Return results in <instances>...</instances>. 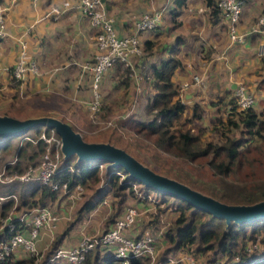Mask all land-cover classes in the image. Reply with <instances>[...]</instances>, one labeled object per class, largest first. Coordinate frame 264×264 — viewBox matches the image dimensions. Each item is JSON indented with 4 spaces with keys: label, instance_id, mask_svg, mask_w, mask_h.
Here are the masks:
<instances>
[{
    "label": "crops",
    "instance_id": "crops-1",
    "mask_svg": "<svg viewBox=\"0 0 264 264\" xmlns=\"http://www.w3.org/2000/svg\"><path fill=\"white\" fill-rule=\"evenodd\" d=\"M0 1L6 24L5 36L0 39V108L5 105H27L32 108L42 106L47 111L43 114L52 112V115L63 119L51 108L52 104H87L92 99L93 91L91 80L81 65L90 60L95 52V29L80 9L79 0ZM243 1L239 31L248 29L252 24L251 20L264 9V0ZM173 2L174 0H104L119 35L131 32L133 24L143 13L158 9L162 5H165V9H171L174 7ZM51 7L59 9L60 14L56 17L48 15ZM164 18L163 25L139 32L138 39L140 44L146 40L155 43L147 59L152 63H159L170 56L171 49L177 44V37L180 38L176 56L181 65L175 69L172 79L179 86V99L186 105V109L190 108L192 111L193 106L198 104L201 119L205 114L208 121L215 118L225 120L226 114L232 113L228 100L235 86L242 83L253 92L254 110L264 113V35L253 33L242 43H230L227 20L220 16L218 22L214 23L206 0H186L178 16L180 23L176 27H173L170 15ZM21 40L26 41L28 54L38 62L40 73L27 75L18 84H14L11 70L18 55V42ZM131 62L136 64L137 58L133 57ZM107 74L102 78L103 87L104 83L113 81V78L107 80ZM194 74L201 78V82L182 89V83L190 81ZM153 94L154 91L149 97ZM148 119L150 118L140 120ZM7 185L0 186L6 187L5 189L18 186L15 183ZM24 186L29 187L27 182H24ZM83 191L80 185V188L73 187L68 193L63 194L60 191L54 199L45 201L44 205L50 208L56 219L49 225H44L36 238V246L43 254L48 250L49 243L75 218L79 207L90 197L81 201ZM14 193H1L0 203L10 199V196L15 198ZM36 195L38 193L34 197ZM112 201V197L105 196L85 212L63 237L60 246L72 247L83 236L102 231L107 217L113 210L118 209ZM128 205L135 206L138 211L143 205L146 209L152 208L148 202L142 203L127 196L118 215ZM14 206L13 203V210L10 211L12 218L27 211L16 210ZM139 215L138 213L137 216ZM137 219L126 230L127 234L138 236L146 230L151 232L149 228H139ZM22 232L24 235L28 234L27 226ZM155 236V240L159 238L158 247H163V235ZM22 250L15 249V256H27ZM176 252L186 253L184 250Z\"/></svg>",
    "mask_w": 264,
    "mask_h": 264
},
{
    "label": "trees",
    "instance_id": "trees-1",
    "mask_svg": "<svg viewBox=\"0 0 264 264\" xmlns=\"http://www.w3.org/2000/svg\"><path fill=\"white\" fill-rule=\"evenodd\" d=\"M185 1L174 0V7L164 10L161 22L153 29L163 25L164 17H167V15H170L173 27L178 26L180 23L178 16ZM206 2L210 7L211 18L214 23L218 22L220 16L224 17L215 2L212 0H206ZM179 43L180 38L177 37V44L171 49L170 56L162 59L159 63L147 61V55L154 48L155 43L151 40H146L141 44L142 52L136 57L137 62L135 65L143 64L144 61L147 62L148 71L145 79L150 82L154 89V94L151 97L148 96L146 102V112L151 114V117L148 120L128 118L124 121H117L115 125L118 123V128H126L128 126L133 133L143 132L145 136L152 138V143L157 150L167 152L173 157L193 161L199 157L210 156L208 164L213 172L225 175L230 173L238 163L237 159L241 153L240 147L243 145V141L226 137L224 143L221 144L212 141L202 143L199 134L192 131L193 128L183 127L186 122L192 121L194 118L199 119L201 110L199 105L195 104L192 108V115L186 117L182 122L180 121L185 113L186 105L180 101L179 86L172 79L175 69L181 65L179 58L176 56ZM122 64L117 62L113 66ZM132 72L129 66H125L121 72V80L116 83H121L127 89ZM11 80L14 84H18L21 81L15 79L12 74ZM229 103H234L233 94L228 100ZM252 106L241 111L232 109V113L228 115L227 119L216 118L214 119L216 122L213 124L235 126L237 128L242 126L244 133L249 135V137H246L248 140L255 137L264 139V113L256 112ZM100 109L107 110L109 107L106 104L102 106L100 104ZM100 109L98 117L100 116ZM8 112L4 111V114L14 116ZM25 117L28 116L22 118ZM43 128L47 131L49 130L47 127H36L35 130L39 133ZM25 140L29 142V139ZM30 141L32 142V140ZM37 142H34V145ZM7 143L8 141L0 143V149ZM17 149L18 153L23 150L22 147ZM70 165L73 168L72 170L69 168ZM54 179L60 183L66 181L67 190H55L48 185H41L37 181L27 182L29 187L24 185L21 187V195L18 201L20 203L14 206L15 209L30 210L39 205H44L46 200L54 199L60 191H63V194L68 193L75 184L81 185L84 190H90L91 195L79 207L75 218L70 220L62 232L49 243L48 250H46L44 257L39 261L40 263L35 256L16 257L13 251L7 258H0V264H58L57 260H51L50 257L60 246L63 237L74 223L82 218L85 212L92 209L105 196L112 197V202L117 205L118 209L113 210L107 217L104 230L119 217V209L127 196L135 198L142 203L147 201L153 205L155 210L157 209V213L167 209L175 213L172 224L163 233L162 244H167L164 247L165 249H162V251L159 247L155 249L156 256L160 253L155 264L166 262L170 253L180 250L189 253L201 250H203L202 252L210 251L213 256L208 261L218 259L225 263L233 260L235 261L234 264H264V254L256 259L250 258V254L247 253L245 248L247 242L254 241L252 244H256L257 247L259 246L260 251L264 252V219L241 225L233 224L227 229L224 219L212 216L210 213L198 209L173 195L161 193L156 189L147 187L142 182L127 177L126 171L121 167L108 166L104 161L76 163L75 158H71L62 163L60 170L54 175ZM14 191V187H9L5 190V193L9 194ZM136 191H140L142 195H138ZM37 193L38 195L34 197ZM213 195L232 203L252 202L264 198V184L255 185L250 189L242 188L235 184H225L223 191L217 189V193H213ZM12 205V196H10V199L0 203V216L5 217L8 215V210ZM15 225L20 231L25 228V225L19 220L15 221ZM151 233L153 234L152 231ZM9 234L7 227L0 228V240L6 239ZM20 249L22 250V248ZM22 253L24 254V251ZM83 264H119V261L113 257L112 247L97 244L85 254ZM129 264L151 263L148 256H140L130 258Z\"/></svg>",
    "mask_w": 264,
    "mask_h": 264
},
{
    "label": "rangeland",
    "instance_id": "rangeland-1",
    "mask_svg": "<svg viewBox=\"0 0 264 264\" xmlns=\"http://www.w3.org/2000/svg\"><path fill=\"white\" fill-rule=\"evenodd\" d=\"M251 21L253 23L254 18ZM125 66H129L131 72L133 71L130 76L127 89L124 85L122 86L121 83H116L121 80V72ZM147 71L146 61L138 66L131 62L118 66L115 65L108 69L106 71V73H108L107 80L113 78V81L111 83L109 81L104 83V87L100 85V90L102 93L101 106L106 104L109 109H100V116H97L96 119L91 117V112L87 107L88 103L81 105L52 104L51 108H54L55 113L61 116L68 124L73 126L75 130L81 132L86 140H108L123 147L155 171L174 177L205 193L213 195V193H217V189H221V191H223V186L225 184H235L242 188L246 187V189H250L255 185L259 186L264 184V139L255 137L248 140L246 137H249V135L244 133L242 126L237 128L235 126L228 125H214L213 123L216 121H214V119H209L208 121L207 115L205 114H203L202 119L200 118L201 120L195 119L188 121L183 126L193 128L192 131L199 134L202 143L212 141L214 143L221 144L224 143L226 137L243 141V145L240 147L241 153L237 159L238 163L233 167V170L230 173L225 175L213 172L212 168L208 164L210 156L199 157L193 161L173 157L167 152L157 150L152 143V138L145 136L143 132L133 133L128 126L126 128H118V123L115 125L117 121H124L128 118L140 120L151 117V114H147L146 112V102L147 97L154 91V89L152 85H150V82L145 79ZM246 88L247 91L253 94L250 88ZM6 106L7 105L0 108V113L9 111V113L14 114V117L17 118H22L26 114H28V116L31 114L32 116H36L33 114L47 113L46 109L42 106L35 108L27 105ZM49 106L50 105H48V107ZM50 114H52V112ZM191 115V109L187 108L180 121L182 122V120L186 117H190ZM227 115L228 114H226L224 119H227ZM23 135L24 134L11 138L4 146L5 148L3 147L0 149V172L2 171L3 164L7 165L6 171L0 177L13 173L22 174L27 170L28 166L36 164L39 160L42 153V143L37 142L34 145L33 141L31 142L28 140L29 142H27L23 138ZM27 135L34 139L38 136V131H36L35 128L30 129ZM18 147L23 148L21 153H18ZM13 159H15V162H11L14 161ZM15 184L18 186H14L15 198H13V203L14 205H18L20 203L18 201L21 195V187L24 185V182L17 181ZM0 185H6V187L8 186L7 184L1 183ZM5 188L0 186V194L5 193ZM82 193L83 198L81 201L90 196L89 190H84ZM136 193L138 195H142L140 191H136ZM12 208V206L9 208L8 215H10V211L13 210ZM146 208L147 207L143 205L140 207L139 211L137 210L140 214L139 217H136V219L138 218L137 224L139 228H149L153 232V236L163 235L165 230L172 224L175 213L170 209L157 213V209L155 210L153 205L151 209L150 207L148 209ZM5 217L0 216V224ZM158 241L159 238L157 237V240H155L157 245H154L155 249L160 246ZM252 243H254V241L247 242L245 248L247 253L250 254V258L256 259L260 255L264 254V252L260 251L259 246L255 247ZM163 245L164 246L161 247V251L162 249H165L164 247L167 244L163 243ZM202 251L203 250L182 254H180V252H173L170 253L168 257H172V264H208V259L213 256V253L210 251ZM159 254L155 256V258H149L151 264L156 263V259ZM189 254H191L190 259H187V257L183 258L184 255ZM42 255L44 254L41 252V255L37 259L38 262L42 259ZM181 257L183 259L182 261H179ZM57 261L58 264H66L60 259Z\"/></svg>",
    "mask_w": 264,
    "mask_h": 264
},
{
    "label": "built area",
    "instance_id": "built-area-1",
    "mask_svg": "<svg viewBox=\"0 0 264 264\" xmlns=\"http://www.w3.org/2000/svg\"><path fill=\"white\" fill-rule=\"evenodd\" d=\"M216 3L224 18L227 20V31L230 43H242L246 37L253 33L264 35V9L256 16L254 22L244 31L238 30L240 23L243 0H212ZM79 6L90 24L94 27L93 46L95 52L91 59L84 62L81 67L86 71L90 80L93 91L92 99L88 102L87 107L91 112V117L96 119L100 109L102 93L100 90L101 80L105 72L115 63H131L133 57L141 54L142 48L138 39L141 31H147L156 27L162 19L165 5L150 12L143 13L135 21L132 31L119 35L114 26V18L107 11L104 0H79ZM48 15L56 17L60 14V10L51 7ZM5 16L4 8L0 1V39L5 36ZM39 65L36 59L29 56L26 41L18 42V56L12 67L11 74L17 80L24 79L27 75H38ZM201 78L194 74L190 81L182 83V89L191 84H199ZM180 87V88H181ZM234 103H229L230 112L233 110L241 111L253 105L254 96L244 84H237L233 90ZM229 115V113H227ZM29 131V130H28ZM28 131L23 133L24 139L33 142L41 141L42 153L36 164L28 166L27 170L22 174H6L0 177L1 184H14L17 181L31 182L37 181L41 185H48L55 190H67L66 181L59 182L54 179V175L64 160L60 152V137L56 131L49 128L47 131L43 128L39 131L36 138L28 136ZM27 133V134H26ZM15 162V159H13ZM101 165V164H100ZM7 165L3 164L0 176L6 171ZM69 168L72 170V166ZM75 188H80L79 184H75ZM138 215L134 206H127L122 214L116 218L110 226L102 232L83 236L77 244L72 247L59 246L53 255L52 260L64 261L68 264H83L85 254L97 244L101 246H110L113 248V257L119 261V264H129L130 258L148 256L155 258L156 250L154 248V236L146 230L138 236L129 235L126 230L133 226ZM56 219V216L45 205L27 210L23 214L12 218L8 215L2 220L0 228L7 227L9 235L6 239L0 240V258H7L15 249L22 248L27 255L38 257L41 251L36 246V238L40 229L44 225H49ZM21 221L27 226L28 234L24 235L18 230L15 221ZM256 247L257 245L254 244ZM250 249V248H249ZM248 249V250H249ZM190 255H184L190 259ZM179 259L182 261L183 259ZM235 261L225 263L223 261L211 260L208 264H234ZM172 258L161 264H172Z\"/></svg>",
    "mask_w": 264,
    "mask_h": 264
},
{
    "label": "water",
    "instance_id": "water-1",
    "mask_svg": "<svg viewBox=\"0 0 264 264\" xmlns=\"http://www.w3.org/2000/svg\"><path fill=\"white\" fill-rule=\"evenodd\" d=\"M36 127H47L56 131L60 137V152L64 161L71 158H75L76 163L104 161L108 166L121 167L126 171L127 177L224 219L227 229L233 224L241 225L264 219V198L252 202L223 201L174 177L155 171L123 147L108 140H86L81 132L52 114L17 118L0 113V143Z\"/></svg>",
    "mask_w": 264,
    "mask_h": 264
}]
</instances>
